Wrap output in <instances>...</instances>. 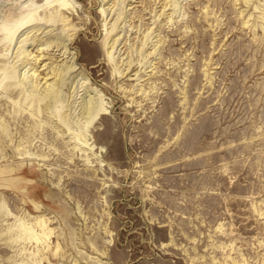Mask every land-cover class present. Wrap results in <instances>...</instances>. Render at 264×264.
Here are the masks:
<instances>
[{
	"label": "rangeland",
	"instance_id": "1",
	"mask_svg": "<svg viewBox=\"0 0 264 264\" xmlns=\"http://www.w3.org/2000/svg\"><path fill=\"white\" fill-rule=\"evenodd\" d=\"M65 1L0 0V264H264V0ZM26 11L87 80L56 110L21 79L52 38L6 33Z\"/></svg>",
	"mask_w": 264,
	"mask_h": 264
},
{
	"label": "bare ground",
	"instance_id": "2",
	"mask_svg": "<svg viewBox=\"0 0 264 264\" xmlns=\"http://www.w3.org/2000/svg\"><path fill=\"white\" fill-rule=\"evenodd\" d=\"M51 1H57V2H59L58 4L62 5V6L67 5V2L65 0H51ZM105 8H101L103 13L106 11ZM22 9H23V7H22ZM26 12H28V13H26V15H21L19 21L17 22L15 29L12 31H8L6 33H7V36H10V37L13 36L15 34V32L21 33V35L23 37L21 36L22 38L20 37L19 41H17V42L21 43V45L18 44L19 46L17 49H18L19 54H21L23 57H26L30 54V52L27 51L25 46L33 44V42H35L36 40H40L41 37L39 35L41 33H44L43 36L44 35L48 36V39H49V37L52 38L47 42L46 49L44 48L45 50L43 48H39V50L40 49L41 50L40 51L38 50V54L31 57V58H33L34 64L35 63H42L46 59H51L50 63L44 62L41 65L44 67L43 72H42L43 75L41 77H39L40 73L35 74L36 69L34 71H32L29 75H28V71L24 70L22 72L23 77H21V79H23L25 77H29L31 79L34 77L33 79H34L35 83H32V90L36 91L35 97L38 100H41V99L45 100V104L47 105V108L48 107H51V108L55 107V110H56V107H57V105L61 99V96L65 94L64 90H63L64 87H67V90H68V88H72L71 89L72 91L70 93H73L74 91H78L79 88H81V87H86L87 86V82H86L87 80H86V78L82 77L81 71H79L78 67L75 66L74 55H73L74 53L72 51H70L68 48V45H69L72 38H69V36L66 37L63 34L58 33L57 31L54 32V30L56 29V28H54V25H55L54 20H51L50 18L49 19H42V17L37 16L33 13L30 14L29 11H26ZM23 13H25V12H23ZM4 30H5V28H4ZM28 41H31V42L28 43ZM50 46L55 47V50L59 53H57V55H49L48 51L45 52L46 50H48V47H50ZM110 47H111V50L108 51V58L113 59L114 56L112 54V52H113L112 50H113L114 46L111 44ZM46 55H49V56H46ZM59 57H60V59L56 60ZM57 61H59V62L62 61V62L60 64H56L53 67L50 66L52 63L57 62ZM125 66H126V69L124 68V70H126V72H127L126 74H128V72H130L129 68L131 67V61H128ZM46 69H49V70L46 71ZM16 71H17V69H16ZM16 71L14 70L10 75L13 77L14 74L16 73ZM123 73L124 72H121L118 70L116 75L120 76ZM82 78H84L85 80H82L80 82V80ZM21 79H19V80H21ZM24 85H26V84H24ZM38 85H40V86L38 87ZM81 90H83V89H81ZM70 93H69V96H70ZM80 104H81L80 116H81V118L84 119L83 121L85 122L86 126H88L96 118L97 115L106 113L107 108H105L103 106L102 100H100L99 97H96V95L94 96V93H93V95L91 94L89 96H86V94H85L84 96H82V99L80 100ZM46 105H45V107H46ZM60 105H62V104H60ZM49 110H50V108H49ZM17 223H19V222H17ZM34 226H37V229H35ZM16 227H18V229H19V231H18L19 233L17 232L18 236H16V237L21 238L22 235L23 236L25 235V237H27V239H31L32 241L34 240L35 241L34 243H39V244H40V241L42 240V238L44 236L46 237V235L50 231L49 229H47L45 220L41 216H36L34 224H32V225L26 224L22 221ZM14 229H15V227H14ZM9 230H11V229H9ZM13 233L15 234V232H13ZM12 236H13V234H12ZM25 237H23V239H25ZM13 240H14V237H13ZM41 258L39 257V260Z\"/></svg>",
	"mask_w": 264,
	"mask_h": 264
}]
</instances>
